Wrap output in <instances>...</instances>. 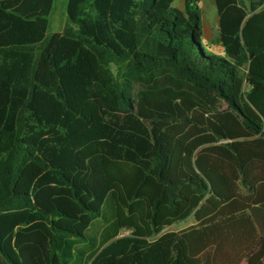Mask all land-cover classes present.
Here are the masks:
<instances>
[{
	"label": "trees",
	"instance_id": "trees-1",
	"mask_svg": "<svg viewBox=\"0 0 264 264\" xmlns=\"http://www.w3.org/2000/svg\"><path fill=\"white\" fill-rule=\"evenodd\" d=\"M215 1L224 56L198 0H68L53 35L0 0V264H264V0Z\"/></svg>",
	"mask_w": 264,
	"mask_h": 264
},
{
	"label": "rangeland",
	"instance_id": "rangeland-1",
	"mask_svg": "<svg viewBox=\"0 0 264 264\" xmlns=\"http://www.w3.org/2000/svg\"><path fill=\"white\" fill-rule=\"evenodd\" d=\"M201 17H202V27H203V36L202 41L208 53H212L210 47L205 44V40L209 39V43L213 45L217 43L219 37V13L215 0H202ZM185 0H176L173 4L175 8L183 9ZM67 3L68 0H55L54 8L50 16V25L48 29V35H53L55 33H60L64 30L67 24ZM247 6L249 2L247 1ZM224 56V55H223ZM102 224L101 219H97L94 222V226L88 231V234H93L94 229L98 225ZM195 224L194 217L189 218L188 220L175 224L176 226L167 227L161 234L154 237L158 238L160 235L170 231H176L178 229H184ZM130 231H122L120 237L130 235Z\"/></svg>",
	"mask_w": 264,
	"mask_h": 264
},
{
	"label": "crops",
	"instance_id": "crops-1",
	"mask_svg": "<svg viewBox=\"0 0 264 264\" xmlns=\"http://www.w3.org/2000/svg\"><path fill=\"white\" fill-rule=\"evenodd\" d=\"M176 1V0H175ZM186 1V0H185ZM202 0H198V6L199 7H201V5H202ZM184 6H185V2H184ZM181 10H184V8L183 9H181ZM218 39H219V37H218ZM202 43H203V41H202ZM205 44L208 46V47H210V51L212 52V53H215V54H217V55H221V56H223L224 55V51H223V48H222V46L220 45V43H218V40H217V43L215 44H213V45H211L210 43H209V39H206L205 40ZM203 45H204V43H203ZM181 223V222H180ZM196 223V222H195ZM178 224V223H177ZM172 226H176L175 224L174 225H172ZM188 228V227H187ZM185 229V228H184ZM181 230H183V229H178V230H176V231H181Z\"/></svg>",
	"mask_w": 264,
	"mask_h": 264
}]
</instances>
